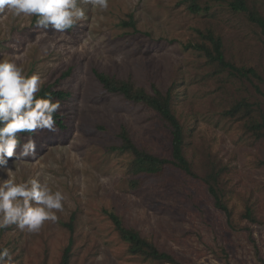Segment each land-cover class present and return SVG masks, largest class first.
<instances>
[{"label":"rangeland","instance_id":"rangeland-1","mask_svg":"<svg viewBox=\"0 0 264 264\" xmlns=\"http://www.w3.org/2000/svg\"><path fill=\"white\" fill-rule=\"evenodd\" d=\"M198 2V14L187 0H109L106 11L83 4L86 20L65 32L36 28L34 17L0 13V55L38 73L43 86L69 93L58 112L67 129L37 131V156L15 162L17 180L37 177L66 197L58 221L45 222L38 233L0 229V246L15 264H61L71 238L63 223L72 216L71 264H150L128 253L105 210L182 264H264V140L247 130L243 113L226 115L248 102L264 121V35L232 12L228 0ZM251 3L264 14V0ZM130 15L137 33L121 26ZM198 31L221 37L226 60L254 69L260 79L236 78L211 63L193 48L207 44ZM95 70L149 92L154 86L171 92L185 156L201 177L222 171L230 218L202 181L177 170L131 189L126 176L133 157L112 150L121 146L122 128L138 147L169 158L171 132L152 110L107 92Z\"/></svg>","mask_w":264,"mask_h":264},{"label":"clouds","instance_id":"clouds-1","mask_svg":"<svg viewBox=\"0 0 264 264\" xmlns=\"http://www.w3.org/2000/svg\"><path fill=\"white\" fill-rule=\"evenodd\" d=\"M83 4L100 11L109 8V0H0V13L35 17L36 28L65 32L86 20ZM43 85L38 73L29 75L16 60L0 55V172L7 177H0V229L15 225L38 233L45 222H57V212L64 210L61 190L37 177L17 180L13 171L16 161L37 156V131H57L54 117L61 102L51 93L38 95ZM0 264H15L7 247L0 246Z\"/></svg>","mask_w":264,"mask_h":264},{"label":"trees","instance_id":"trees-1","mask_svg":"<svg viewBox=\"0 0 264 264\" xmlns=\"http://www.w3.org/2000/svg\"><path fill=\"white\" fill-rule=\"evenodd\" d=\"M187 1L190 2L188 9L192 13L198 14L203 11L202 6L199 5V0ZM228 6L232 12L243 14L251 24L260 28L264 35V14L251 3V0H228ZM205 9L210 11L209 7ZM121 26L132 28L133 31L137 33L136 22L133 15H130L127 21H122ZM198 32L200 36L207 41V44H197L194 45L193 48L197 51H201L211 63L217 64L221 70L228 71L230 75L236 78L249 80L251 78L260 79L258 73L254 69L238 67L226 60L221 37L215 36L211 31L207 33ZM208 42L210 43V47H208ZM94 74L107 92L119 95L127 102L140 104L152 110L163 122H165L171 132V157L169 158L154 155L138 147L130 137L127 128H122L120 134L122 140L121 146L113 147L112 150L129 153L133 157L126 176L131 189H138L143 179L149 180L153 177H161L167 170H177L189 180L202 181L205 186L208 187V192L211 197H213L215 207L227 214L228 218H230L231 211L224 201L223 193L219 187V177L222 176V171L213 168L207 176L201 177L193 171L191 163L185 156V130L173 111V97L171 92L163 93L155 86L152 92H149L143 87H138L133 81L118 80L96 70ZM68 75L69 73L65 74L64 77ZM45 93H51L55 100H63L69 96V93L57 89L54 85L43 86L42 91L38 93V95L43 96ZM239 113H243V117H248L247 130L252 133L256 139L264 140V121L260 123L256 120L253 115L252 106L248 102H243L236 105L233 110L226 112V115L235 116ZM54 118L57 121L56 127L65 131L68 126L64 117L57 113ZM104 214L112 221L120 240L127 245L130 255L149 261L150 264H182L172 254L158 249L152 241L143 237L137 230L126 227L121 217L116 213L105 210ZM246 217L251 221H255L251 209H247ZM74 221L75 216H72L70 223H63L70 231L71 238L68 246L64 250L61 264H71L74 245Z\"/></svg>","mask_w":264,"mask_h":264}]
</instances>
